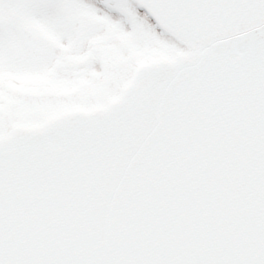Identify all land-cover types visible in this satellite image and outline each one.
Returning a JSON list of instances; mask_svg holds the SVG:
<instances>
[{
  "label": "snow or ice",
  "instance_id": "obj_1",
  "mask_svg": "<svg viewBox=\"0 0 264 264\" xmlns=\"http://www.w3.org/2000/svg\"><path fill=\"white\" fill-rule=\"evenodd\" d=\"M0 264H264V0H0Z\"/></svg>",
  "mask_w": 264,
  "mask_h": 264
}]
</instances>
